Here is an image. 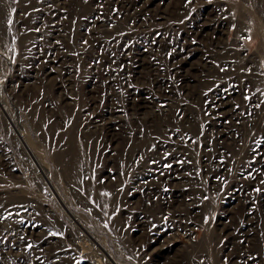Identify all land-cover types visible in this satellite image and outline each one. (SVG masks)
Here are the masks:
<instances>
[{
  "label": "rangeland",
  "instance_id": "rangeland-1",
  "mask_svg": "<svg viewBox=\"0 0 264 264\" xmlns=\"http://www.w3.org/2000/svg\"><path fill=\"white\" fill-rule=\"evenodd\" d=\"M0 264H264V0H0Z\"/></svg>",
  "mask_w": 264,
  "mask_h": 264
}]
</instances>
